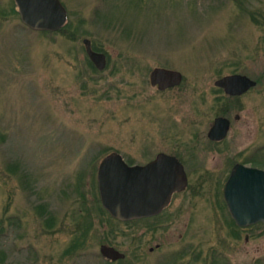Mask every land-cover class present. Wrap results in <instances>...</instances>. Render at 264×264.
Segmentation results:
<instances>
[{
  "label": "rangeland",
  "instance_id": "1",
  "mask_svg": "<svg viewBox=\"0 0 264 264\" xmlns=\"http://www.w3.org/2000/svg\"><path fill=\"white\" fill-rule=\"evenodd\" d=\"M60 1L68 25L47 33L0 0V264H110L101 244L125 254L113 264H264V226L231 236L220 195L230 158L264 143V0ZM157 66L182 82L151 85ZM232 73L258 84L227 98L214 81ZM224 110L241 118L213 144ZM114 151L128 163L190 152L201 166L160 215L119 221L96 177Z\"/></svg>",
  "mask_w": 264,
  "mask_h": 264
},
{
  "label": "water",
  "instance_id": "2",
  "mask_svg": "<svg viewBox=\"0 0 264 264\" xmlns=\"http://www.w3.org/2000/svg\"><path fill=\"white\" fill-rule=\"evenodd\" d=\"M21 21L36 31L54 32L62 28L68 18L60 0H14ZM85 52L94 66L102 70L106 55L92 48L90 39L82 40ZM182 73L175 69L154 67L149 73L150 84L159 90L182 82ZM256 80L241 73L226 74L214 85L227 95H241L256 85ZM227 118L219 116L208 131L214 140L226 136ZM99 198L104 209L119 221H130L159 213L168 204L174 191L187 184L182 165L164 154L144 165H129L118 152L102 158L97 168ZM224 197L239 225L264 222V170L235 165L224 186ZM101 255L109 260L123 259L125 254L107 244L100 245Z\"/></svg>",
  "mask_w": 264,
  "mask_h": 264
},
{
  "label": "flooded vegetation",
  "instance_id": "3",
  "mask_svg": "<svg viewBox=\"0 0 264 264\" xmlns=\"http://www.w3.org/2000/svg\"><path fill=\"white\" fill-rule=\"evenodd\" d=\"M106 65H107V58H106ZM255 80H256V79H255ZM256 82H257V83H256L255 86L249 88V89H248L246 92H244L243 94L249 92L251 89H253L254 87H256L257 84H258V81L256 80ZM166 89H167V88H166ZM163 90H165V89H163ZM243 94H241V95H243ZM241 95H228V96H230V97H238V96H241ZM229 107H230V106H228V108H229ZM238 107H240L241 110L245 109V106H238ZM238 107H236V109H237ZM263 107H264V106H260V108H259V111H260V112H261V110H263ZM231 108H232V106H231ZM222 109H223V107L220 108V111H223ZM228 110H229V109H228ZM229 114H231L230 111H229ZM229 114H227V111L224 110V112H223L222 114H218V115H216V116L213 118V120L211 121V124L209 125V127H208V129H207V131H206V137H207V139L209 140V142H211V143H213V144H216V143H218V142L223 141V140L227 137L228 132H229V131L232 129V127L234 126V122H238V121L240 120V118H241V116H240V114H239L238 112H234L233 115H232V116H233L232 118L230 117ZM261 115H263V114H261ZM219 116H222V117H225V118L228 119V121H229V127H228L227 134H226V136H225L224 138L219 139V140H214V139H211V138L208 137V131L210 130L211 126L213 125L214 120H215L217 117H219ZM257 138H258V137H257ZM160 154H164V155H167V156L174 157V158H175V159H176V160L182 165V167H183V169H184V171H185V173H186V176H187V184H186V186L183 187L182 189L177 190V191H174V192L172 193L171 198H170L168 204L165 205L164 208H163L159 213H157V214H155V215H152V216H148V217H144V218H139V219H150V218H155V217H157L158 215H160L162 212H164L165 210H167V209L170 207V205L172 204V202L174 201V199H173L174 195L177 194V193L183 192L184 190H186V188H188V185H189V183H188V182H189V177H188V175H190V173H192L193 171H195L197 168H200V166H201L199 162H197V163L194 162V161H196V160H195V159H196V156H195L194 154H193V155H192V154L189 155L190 152H184V151H183V152H181V151H172V152L158 151V152L153 153V155L148 156L147 159H146L144 162H135V163H131V162H129V163H128L124 158H123V159H124V160L126 161V163H128L129 165H136V164H137V165H144V164L150 163V162H152L153 160H155V159L158 157V155H160ZM122 157H123V156H122ZM191 162H192V163H191ZM237 164H241V165H244V166L254 167V168H258V169H262V170H264V143H263L262 145L258 146L257 148H255V149H254V152H251L250 155H247V156H245L244 158H242V159H240V160L237 159L235 156H232V157L230 158V163H229V165L226 167L227 175H226L225 180H224V182H223V184H222V188H221V193H220V195H221L222 207H223V209H225V211H226L227 218L229 219V222H230L229 224H230V226H231L229 232H230L231 236H235V237H238V236H239L240 231H242V230H247L249 227H253V226H256V225H263V226H264V222H263V221H258V222L252 223V224H250V225H239V224L236 222V220H235V218H234V216H233V214H232V212H231V210H230V207H229L228 203H227L226 200H225V197H224V186H225V183H226L228 177L230 176V174H231L233 168H234L235 165H237ZM135 220H138V219H135ZM248 237H249L248 234L245 233V236H244L245 240H248ZM152 249H153V248H150L151 251H152ZM212 252H213V254L210 256V257H211V259H210V262H211V263H212V260L214 259V254H215V253H214V250H212Z\"/></svg>",
  "mask_w": 264,
  "mask_h": 264
},
{
  "label": "trees",
  "instance_id": "4",
  "mask_svg": "<svg viewBox=\"0 0 264 264\" xmlns=\"http://www.w3.org/2000/svg\"><path fill=\"white\" fill-rule=\"evenodd\" d=\"M235 1H238V0H235ZM13 12H15V13H18V11H17V8H13V10H12ZM254 20H255V17H254ZM68 25V23H66L62 28H60V30L61 29H65L66 28V26ZM43 32H47V33H50V31H44L43 30ZM55 32V31H54ZM92 48L94 49V50H100V49H97V47L95 46V45H92ZM89 61V64L91 65V67L93 68V70L94 71H98L97 70V68L94 66V64L90 61V59L88 60ZM218 90H221V89H218ZM227 98H229V96H227ZM219 99V98H218ZM221 101H223L222 99H221ZM224 102V101H223ZM224 104V103H223ZM225 105V104H224ZM224 105H222V106H224ZM40 209H43L42 208V206H40ZM102 210H104L105 211V209H103L102 208ZM121 259H119V260H116V261H120ZM116 261H112V260H109V259H107V262L108 263H110V264H113L114 262H116Z\"/></svg>",
  "mask_w": 264,
  "mask_h": 264
}]
</instances>
